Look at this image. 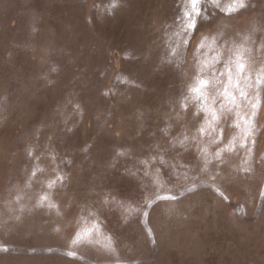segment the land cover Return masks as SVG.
I'll list each match as a JSON object with an SVG mask.
<instances>
[{
	"label": "rangeland",
	"instance_id": "1",
	"mask_svg": "<svg viewBox=\"0 0 264 264\" xmlns=\"http://www.w3.org/2000/svg\"><path fill=\"white\" fill-rule=\"evenodd\" d=\"M218 2L0 0V264H264V0Z\"/></svg>",
	"mask_w": 264,
	"mask_h": 264
},
{
	"label": "snow or ice",
	"instance_id": "2",
	"mask_svg": "<svg viewBox=\"0 0 264 264\" xmlns=\"http://www.w3.org/2000/svg\"><path fill=\"white\" fill-rule=\"evenodd\" d=\"M188 2L191 4L193 11L186 13L188 18V23L186 25L187 30L195 32L197 27V22L192 19L193 14L197 17H203L205 14L197 9V6L202 3V0H188ZM211 3H213L216 7H220L218 0H210ZM235 8L234 11H238L241 8H244L246 5L244 3V0H234ZM231 7V6H230ZM215 63L220 62L219 54L214 60ZM205 71V65L202 63L200 68L198 69V72L200 73V76L197 77L196 86L191 87V91L197 94L196 98H205L206 99V89L211 86L212 81L207 78H201L203 76V73ZM245 71V64L242 63L239 59H237L235 62H233L231 59L224 62V69L219 73V77H227L228 85L235 87L237 91L239 92L240 98H246V88L250 87V85L247 83L248 77L244 76ZM261 77H264V71L260 74ZM219 77H215L217 81L219 80ZM244 82V87H240L241 82ZM262 82L261 78H258L257 85H259ZM224 97V100L226 101V104H232L239 107V104H237V97L228 90L226 87L223 92L220 93ZM258 95V93H257ZM257 105H253V108H256ZM169 199H174L175 197H168Z\"/></svg>",
	"mask_w": 264,
	"mask_h": 264
}]
</instances>
